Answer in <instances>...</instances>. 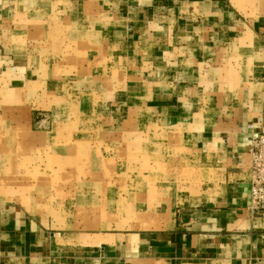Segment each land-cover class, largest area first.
<instances>
[{"label":"crops","instance_id":"1","mask_svg":"<svg viewBox=\"0 0 264 264\" xmlns=\"http://www.w3.org/2000/svg\"><path fill=\"white\" fill-rule=\"evenodd\" d=\"M165 17H174V23ZM57 28L68 32L64 64L78 59L95 64L96 78L113 79L116 73L118 79L140 82L132 86L136 95L162 97L159 107L189 112L193 127L207 126L206 136H193L197 152L190 156L191 169L198 174L221 168L223 182L215 195L182 202L161 190V206L168 200L159 210L164 227L104 239L47 231L0 204V264H264V215L252 205L246 179H238L250 176L249 136L264 132V0H0V64L19 71L23 63H36L39 59L17 58L24 47L38 54L45 44L39 40ZM219 37L226 41L217 48ZM2 70L5 79L7 69ZM156 79L158 90L151 88ZM232 86L239 103L208 99L223 98ZM168 92L175 94L169 108ZM205 111L233 116L198 114ZM86 236L95 238L89 244L72 241Z\"/></svg>","mask_w":264,"mask_h":264},{"label":"rangeland","instance_id":"2","mask_svg":"<svg viewBox=\"0 0 264 264\" xmlns=\"http://www.w3.org/2000/svg\"><path fill=\"white\" fill-rule=\"evenodd\" d=\"M165 19L170 23L174 17ZM59 28L49 39L39 40L45 44L38 54L24 47L23 56L17 58L39 59L36 63H23L19 71L11 70L10 63L0 64L1 75L2 68L7 69L5 79H0V204L21 212L24 220L39 221L47 231L97 234L104 239L112 233L164 227L159 210L168 200L164 198L161 206V190L175 202L218 193L223 169L207 168L198 174L191 169L190 156L197 152L193 136H206L207 126L193 127L187 122L189 112L159 107L162 97L136 95L132 86L140 82L118 79L116 73L113 79L96 78L100 75L93 72L95 64L78 59L64 64L68 32ZM224 41L219 37L214 44L220 48ZM103 72L110 74L105 67ZM151 83L156 90L161 84L157 79ZM174 85L175 79L168 82L169 87ZM232 88L223 98L208 99H223L221 104L227 106L239 103L238 88ZM168 95L167 108L175 98L173 92ZM199 101L200 106L207 104L200 97ZM261 133L249 136L250 179L238 177L249 185L251 143ZM235 179L231 175L230 183ZM94 238L72 241L89 244Z\"/></svg>","mask_w":264,"mask_h":264},{"label":"built area","instance_id":"3","mask_svg":"<svg viewBox=\"0 0 264 264\" xmlns=\"http://www.w3.org/2000/svg\"><path fill=\"white\" fill-rule=\"evenodd\" d=\"M250 201L264 215V133L252 140L250 148Z\"/></svg>","mask_w":264,"mask_h":264}]
</instances>
